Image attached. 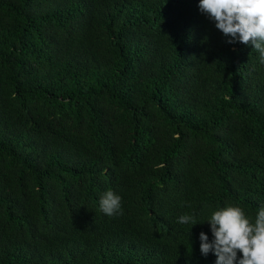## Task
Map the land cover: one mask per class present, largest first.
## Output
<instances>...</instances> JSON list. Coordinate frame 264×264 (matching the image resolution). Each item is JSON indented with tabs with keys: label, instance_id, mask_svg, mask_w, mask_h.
<instances>
[{
	"label": "trees",
	"instance_id": "obj_1",
	"mask_svg": "<svg viewBox=\"0 0 264 264\" xmlns=\"http://www.w3.org/2000/svg\"><path fill=\"white\" fill-rule=\"evenodd\" d=\"M198 4L0 0V264H216L264 207V64Z\"/></svg>",
	"mask_w": 264,
	"mask_h": 264
},
{
	"label": "clouds",
	"instance_id": "obj_2",
	"mask_svg": "<svg viewBox=\"0 0 264 264\" xmlns=\"http://www.w3.org/2000/svg\"><path fill=\"white\" fill-rule=\"evenodd\" d=\"M198 7L230 37L227 43L253 46L264 64V0H199ZM99 205L107 216L123 214L122 198L112 190L101 196ZM177 223L198 224L191 214L180 215ZM205 223L210 224L213 239L209 241L207 234L200 233L203 256L213 253L216 264H264V207L252 219L240 206L228 205L213 211Z\"/></svg>",
	"mask_w": 264,
	"mask_h": 264
}]
</instances>
